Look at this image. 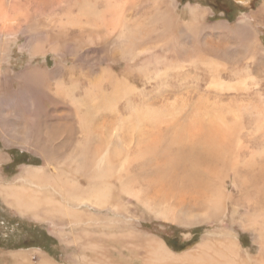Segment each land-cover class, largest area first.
I'll use <instances>...</instances> for the list:
<instances>
[{
    "label": "bare ground",
    "instance_id": "6f19581e",
    "mask_svg": "<svg viewBox=\"0 0 264 264\" xmlns=\"http://www.w3.org/2000/svg\"><path fill=\"white\" fill-rule=\"evenodd\" d=\"M97 2L71 0L61 9L55 27L62 31L66 23L97 25L114 36L124 59L130 50L137 52L136 43L155 41L168 49L165 55L151 51L133 62L131 70L143 77L145 90L107 72L79 93L74 80L68 87L57 82L56 91L62 94L57 101L68 106L81 134L76 138V150L51 152V158L57 160L54 169L28 167L20 178L30 186L1 185L0 196L18 212L48 220L57 233L69 234L70 243L81 253V264L111 263L105 244L114 241L133 255L142 252V264H264V97L258 94L254 99L259 86L250 75L221 80L218 64L205 56L192 59L206 75L204 92L196 95L199 83H184L182 77L197 71L179 63L181 48L175 46L174 38L182 30L187 42L197 40L200 8L188 6L192 19L179 24L166 9L153 5L147 19L160 27L134 33L124 22L119 0H102L101 8ZM2 5L0 30L8 31L14 22L4 18ZM10 9L16 10V5ZM242 35L249 39L253 34ZM251 39V44H259L255 36ZM37 44L34 49L42 48ZM53 45V49L62 47ZM162 80L164 86L149 93ZM214 94L229 98L222 101L212 98ZM105 116L113 120L107 121ZM74 175L83 177L86 184L81 185ZM229 176L236 196L226 190ZM44 187L59 193L63 202ZM125 197L153 217L178 225L210 222L225 214L228 201H243L241 225L256 234L258 254L251 256L226 227L181 253L156 235L124 223L114 225L115 218L101 224L106 231L100 230L94 221L101 217V210L129 216ZM64 224L70 226L68 231ZM113 227L115 232L110 231ZM20 256L17 264H56L50 259L33 263L28 253Z\"/></svg>",
    "mask_w": 264,
    "mask_h": 264
},
{
    "label": "rangeland",
    "instance_id": "374dc122",
    "mask_svg": "<svg viewBox=\"0 0 264 264\" xmlns=\"http://www.w3.org/2000/svg\"><path fill=\"white\" fill-rule=\"evenodd\" d=\"M172 1L173 3L171 0H119L124 22L134 33L151 32L160 27L147 19L153 5L166 9L176 17L179 24L191 21L188 6L200 8L197 40L187 42L182 30L174 38L175 46L181 48L178 53L179 63L184 67L192 66L197 71L182 77L184 83H199L196 95L204 92L206 75L198 64L192 63V59L201 60L205 56L218 64L221 80L234 81L238 77L250 75L260 90V93L254 94L255 101L258 94L264 97V0ZM70 2L71 0H0V5L2 3L6 11L4 18L14 22L11 30H0V187L9 183L30 186L20 178L26 168H45L50 171L57 165V160L49 155L51 152L67 154L76 150V138L79 139L81 134L74 127V118L70 115L68 106L57 101L62 95L56 91L57 82L68 87L69 81L74 80L77 85L75 92L79 93L83 87L100 80L101 75L107 72L120 79H127L137 88L145 90L143 77L131 70L133 62L137 57L152 53L151 51L165 55L164 51L168 49L167 45L155 41L136 43L137 52L130 50L129 57L124 59L120 55L121 45L114 41V36L107 35L97 25L66 23L62 32L55 25L61 9ZM96 4L99 8L103 6L102 0H98ZM12 5H16V10L10 9ZM176 29L173 26V30ZM243 33L253 34L258 38L259 44H251L252 36L246 39ZM37 43L42 48L34 49ZM53 44L62 47L53 49ZM164 84L162 80L157 87L150 88L149 93ZM211 96L222 101L229 98L227 95ZM105 120L112 121L113 117L105 116ZM214 166L212 164L211 167ZM74 178L81 185L86 184L83 177L74 175ZM232 181L233 177L229 176L226 190L236 196ZM43 189H49L48 192L63 202V197L54 193L53 189ZM228 202V209L222 217L210 222L178 225L153 217L132 199L125 197L124 204L127 205L129 216L106 209L101 210V217L94 223L99 225L100 230L106 231L101 224H108L110 218H115L114 225L124 223L136 231L135 227L156 235L176 253L195 248L201 240L225 230L226 227L236 235L251 256L257 255L259 248L256 234L241 225L244 202ZM99 220L102 222L98 223ZM69 228L64 224V229L68 231ZM116 230L113 227L110 231ZM105 245L110 249L108 255L112 260L105 264H142V252L137 251L133 255L132 251L131 253L128 248L115 241ZM20 253H28V260L33 263L50 259L56 264H81L78 262L81 253L70 243L69 234L57 233L48 220H37L29 214L18 212L0 196V264H17V260L21 259Z\"/></svg>",
    "mask_w": 264,
    "mask_h": 264
}]
</instances>
